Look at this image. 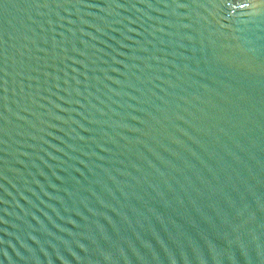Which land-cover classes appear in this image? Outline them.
Instances as JSON below:
<instances>
[{
	"label": "water",
	"instance_id": "obj_1",
	"mask_svg": "<svg viewBox=\"0 0 264 264\" xmlns=\"http://www.w3.org/2000/svg\"><path fill=\"white\" fill-rule=\"evenodd\" d=\"M0 264H264V0H0Z\"/></svg>",
	"mask_w": 264,
	"mask_h": 264
}]
</instances>
